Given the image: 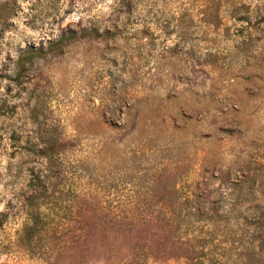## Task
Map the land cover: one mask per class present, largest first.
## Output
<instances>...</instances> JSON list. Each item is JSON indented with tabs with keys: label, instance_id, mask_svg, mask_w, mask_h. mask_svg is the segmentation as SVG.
Masks as SVG:
<instances>
[{
	"label": "rangeland",
	"instance_id": "obj_1",
	"mask_svg": "<svg viewBox=\"0 0 264 264\" xmlns=\"http://www.w3.org/2000/svg\"><path fill=\"white\" fill-rule=\"evenodd\" d=\"M0 264H264V0H0Z\"/></svg>",
	"mask_w": 264,
	"mask_h": 264
}]
</instances>
